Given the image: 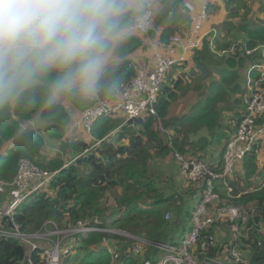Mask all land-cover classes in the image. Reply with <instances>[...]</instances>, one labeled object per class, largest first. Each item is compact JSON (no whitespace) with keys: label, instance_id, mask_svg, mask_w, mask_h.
I'll return each instance as SVG.
<instances>
[{"label":"trees","instance_id":"obj_1","mask_svg":"<svg viewBox=\"0 0 264 264\" xmlns=\"http://www.w3.org/2000/svg\"><path fill=\"white\" fill-rule=\"evenodd\" d=\"M154 1L161 7L154 8V4L147 34L133 33L120 45L115 66L94 97L64 95L49 104L47 82H41L0 103V182L13 181L21 160L53 174L50 183L16 211L14 222L20 232L37 233L47 222L67 229L98 218L101 227L152 243L141 255H134L135 241L129 238L78 235L60 264H110L101 245L104 236L121 254L115 264L153 261L159 254L154 245L181 244L183 234L193 229L198 193L206 185L181 179L175 154L190 156L221 173L226 145L250 96L248 83L261 79L258 67H264V10L258 8L254 13L256 3L262 5L264 0H222L225 13L218 29L203 33L197 47L174 66L178 70L175 75H171L173 68L166 73L168 80L164 82V78L160 85L155 115L142 114L125 124L114 116H101L90 134L81 132L89 142L69 140L70 126L84 110L112 97L121 84L152 63L150 41L169 43L174 36H190L194 22L184 11L185 0ZM207 1L209 13L218 0ZM254 48L258 50L247 54ZM256 122L263 125L264 114ZM213 183L222 201L247 212L255 209V213L248 220L235 221L240 227L236 238L220 223L202 232L206 241L215 238L216 243L206 242L208 250L201 260L214 257L237 264L223 251L232 244L248 264H264V135L230 175ZM226 235L231 238L224 239ZM202 242L198 240L197 247ZM28 253L17 240L0 237V264H24ZM29 259L31 264H43L41 250L31 253Z\"/></svg>","mask_w":264,"mask_h":264},{"label":"built area","instance_id":"obj_2","mask_svg":"<svg viewBox=\"0 0 264 264\" xmlns=\"http://www.w3.org/2000/svg\"><path fill=\"white\" fill-rule=\"evenodd\" d=\"M194 1L185 0L184 11L189 13L193 11L194 8L191 5ZM146 3L147 10L138 16L143 18V22L134 31L141 35L147 33L153 16V0H146ZM207 6L208 1L202 0L199 7L201 13L193 18L194 27L187 39L174 36L169 43L150 41L149 50L153 60L152 63L138 70L135 77L130 81L121 84L112 97L99 100L91 108L84 110L74 127L77 130L84 129L89 133L94 121L101 116H114L121 113L125 117L123 123L125 124L142 114L155 115L157 94L166 73L172 67L178 65L190 49L196 48L198 40L203 37L201 35L197 40L193 38L198 34L201 22L206 17ZM257 50L258 48H254L252 51H247V54ZM174 55H177V57ZM258 69L262 70L261 79L253 85L251 81L248 83L250 96L244 101L245 112H243L242 120L238 122L234 135L226 145L222 172L216 173L190 156L175 154V159L180 165L181 179L187 183L198 185L204 183L206 185L203 186L204 190L198 193L200 202L193 211V229L178 246L154 245L155 250L159 253L158 257L153 261L142 260L141 264H226L214 257H203L201 260L203 254L207 253V243H216L215 238H209V241H206L201 234L207 228L220 223L224 224L225 229L230 231L236 238L240 236V227L235 221L248 220L255 213V209L247 212L243 208H238V206L227 205L216 193V186H214L213 181L223 180L230 175L235 168V164L241 162L251 148L256 144L258 145V141L264 135V124L258 125L256 122L264 114V86L257 87L259 83L264 82V67L259 66ZM52 177L53 174L44 173L31 162L21 160L13 181L10 184L0 182L1 238L17 240L21 245L28 248V256L40 249L43 264H60L61 256L74 248L76 236L78 235L103 233L129 238L135 241L134 255H141V251L152 244L139 237L123 236L117 232V229H114L116 230L114 231L101 227V221L98 218H94L90 222L91 224L78 223L76 226L67 229L59 228L54 222H47L37 233L24 234L20 232L14 222L16 211L31 195L47 186ZM5 188H8L7 193ZM200 239L204 242L197 247ZM101 245L110 258V264H115L121 256L120 252L112 246L111 240L107 236L102 238ZM223 251L224 254H229L235 263L248 264L237 253L236 246L230 244Z\"/></svg>","mask_w":264,"mask_h":264},{"label":"clouds","instance_id":"obj_3","mask_svg":"<svg viewBox=\"0 0 264 264\" xmlns=\"http://www.w3.org/2000/svg\"><path fill=\"white\" fill-rule=\"evenodd\" d=\"M140 7L134 0H0V103L41 82L49 104L94 97L117 49L143 22Z\"/></svg>","mask_w":264,"mask_h":264},{"label":"rangeland","instance_id":"obj_4","mask_svg":"<svg viewBox=\"0 0 264 264\" xmlns=\"http://www.w3.org/2000/svg\"><path fill=\"white\" fill-rule=\"evenodd\" d=\"M134 2L137 3V4H139V5H141L140 10H142V9L144 8L143 13L147 10V3H146V0H134ZM198 3H200V5H201L202 0H199ZM154 4H155V6H154ZM256 4H258V5H257L256 8H255L254 16L256 15V13H257V11H258V8H261V9L264 10V1H263V4H262V5H260V2H257ZM153 6H154V8H157V9L161 7L160 3H155L154 0H153V4H152V9H153ZM191 6H192L194 9H193V11L190 12V14L192 15L193 18H195V17H197V16L201 13V9L198 7V8H199V9H198V12L196 11V10H197V8H196V3H193ZM143 13H142V14H143ZM197 13H198V15H197ZM224 13H225V10H224V7H223L222 0H218L216 3L212 4V9L210 10L209 13L206 12V17H205L204 20L201 22L202 27H201L200 30L198 31V34H197L196 36L193 37L194 40H197L198 38H200L201 35H203L204 31H206L205 28H204V25L207 26V29H208L207 31L212 30V29H218V27L220 26V22L223 20ZM142 14H141V15H142ZM196 15H197V16H196ZM147 31H148V30H147ZM134 33H137V32H134ZM146 34H147V33H146ZM146 34H145V35H146ZM172 68H173V69H172V73H173V74H171V75L173 76V75L176 74V71H178V70L175 69L174 67H172ZM175 70H176V71H175ZM170 71H171V70H170ZM174 71H175V73H174ZM167 74H168V73H167ZM167 74H166V76H165V80H164V82L168 80ZM63 103H64V106L66 107V109L70 110L71 105H70L68 102H66L65 100L63 101ZM71 112H73V111L71 110ZM174 112H175V111H174ZM172 113H173V112H172ZM114 117L117 118L116 120H119V121H121L122 123H124V121H125V117H124L121 113H119L118 115H114ZM80 118H81V117H80ZM80 118L76 119V120L74 121V123L72 124V126H70L71 129H70V131H69L68 139H69V140H76V139H78V140H82V141L89 142L90 138H89L88 136H84V135H82L81 132H85V133H87V134H90V133L86 132V130H84V129H79V130H77V129L74 127L76 121H78ZM29 126H30V125H29ZM29 126H28V127H29ZM27 129H29V128H27ZM31 129H33V128H31V126H30V130H31ZM74 132H75V133H74ZM91 140H93V139H91ZM261 145H262V144L260 143V147H261ZM90 150H91V149H90ZM90 150H87V151H85V152H89ZM193 159H194V158H193ZM235 166H236V164H235ZM238 167L240 168V165H238ZM44 173H47V172H44ZM7 191H8V188H5V192H6V193H7ZM227 205L235 206V205H233V204H227ZM235 207H237V206H235ZM238 208H239V207H238ZM104 228H105V227H104ZM107 229L114 230L115 228H114V229H112V228H107ZM114 231H116V230H114ZM117 232L120 233V234L123 235V236H127V235H129V236H131V237H133V238H137V236L132 235V234H130V233H128V232H125V231L118 230ZM188 234H189V231L187 230V231L183 234V237L187 238V237H188ZM230 238H231V235H226V236L224 237V239H230ZM178 245H180V243H179Z\"/></svg>","mask_w":264,"mask_h":264},{"label":"crops","instance_id":"obj_5","mask_svg":"<svg viewBox=\"0 0 264 264\" xmlns=\"http://www.w3.org/2000/svg\"><path fill=\"white\" fill-rule=\"evenodd\" d=\"M198 1H199V0H195V1H194V3H196V8H197L196 11H197V12H198V9H199L198 7H200V3H198ZM197 15H198V13H197ZM197 15H196V16H197ZM195 18H196V17H195ZM223 18H224V17H223ZM192 20H193V17H192ZM220 23H221V22H220ZM204 28H205V30H206V31H204V34L210 32V31H212V30H215V29H212V30L207 31L208 29H207V26H205V25H204ZM215 31H216V30H215ZM174 56L177 57V55H174ZM185 57H186V54H185Z\"/></svg>","mask_w":264,"mask_h":264},{"label":"water","instance_id":"obj_6","mask_svg":"<svg viewBox=\"0 0 264 264\" xmlns=\"http://www.w3.org/2000/svg\"><path fill=\"white\" fill-rule=\"evenodd\" d=\"M24 264H31V263H30L29 256H26V257H25V259H24Z\"/></svg>","mask_w":264,"mask_h":264}]
</instances>
